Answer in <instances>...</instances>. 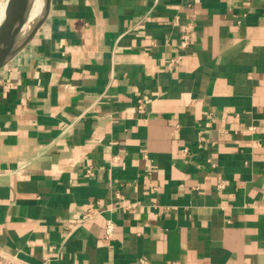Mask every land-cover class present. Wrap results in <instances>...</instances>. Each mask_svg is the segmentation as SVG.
Segmentation results:
<instances>
[{
    "label": "crops",
    "instance_id": "obj_1",
    "mask_svg": "<svg viewBox=\"0 0 264 264\" xmlns=\"http://www.w3.org/2000/svg\"><path fill=\"white\" fill-rule=\"evenodd\" d=\"M0 256L264 264V0H52L0 70Z\"/></svg>",
    "mask_w": 264,
    "mask_h": 264
},
{
    "label": "water",
    "instance_id": "obj_2",
    "mask_svg": "<svg viewBox=\"0 0 264 264\" xmlns=\"http://www.w3.org/2000/svg\"><path fill=\"white\" fill-rule=\"evenodd\" d=\"M3 1L7 2L6 9H10L17 0ZM51 4L52 0H41L40 10L32 19L33 29L28 38H24L22 35V24L26 19V13L21 16L17 25L16 21H14L15 17L11 16L9 24L6 27L7 29L4 31L5 39L0 45V70L10 68L14 63V60L34 41L49 16Z\"/></svg>",
    "mask_w": 264,
    "mask_h": 264
},
{
    "label": "bare ground",
    "instance_id": "obj_3",
    "mask_svg": "<svg viewBox=\"0 0 264 264\" xmlns=\"http://www.w3.org/2000/svg\"><path fill=\"white\" fill-rule=\"evenodd\" d=\"M40 2L41 0H17L10 9H6L7 3L4 5L3 1L0 2V45L5 39L4 31L7 29L11 16L15 17L14 21H16L17 25L21 16L26 13V19L22 24V35L25 37L29 30L26 27L32 22L33 17L40 8Z\"/></svg>",
    "mask_w": 264,
    "mask_h": 264
},
{
    "label": "built area",
    "instance_id": "obj_4",
    "mask_svg": "<svg viewBox=\"0 0 264 264\" xmlns=\"http://www.w3.org/2000/svg\"><path fill=\"white\" fill-rule=\"evenodd\" d=\"M193 30H194V25L191 21H189L185 25V29L183 33L181 34V39L179 43L180 48L186 49L189 47V45L192 42ZM184 152L185 153L187 152V148L184 149ZM134 204L135 203H125L122 205V208L131 209L134 206ZM95 210H96L95 207L91 204L86 208V211H85L86 220L93 219L96 216L97 213ZM115 236H116V223L112 219H107L106 224H105V229H104V237L107 240L111 241L112 239L115 238ZM146 263H147L146 260L144 259L141 260V264H146ZM0 264H19V263L10 261L0 256Z\"/></svg>",
    "mask_w": 264,
    "mask_h": 264
},
{
    "label": "rangeland",
    "instance_id": "obj_5",
    "mask_svg": "<svg viewBox=\"0 0 264 264\" xmlns=\"http://www.w3.org/2000/svg\"><path fill=\"white\" fill-rule=\"evenodd\" d=\"M1 1H3V0H0V2H1ZM3 3H4V5H5V3H7V2H6V1H3Z\"/></svg>",
    "mask_w": 264,
    "mask_h": 264
}]
</instances>
